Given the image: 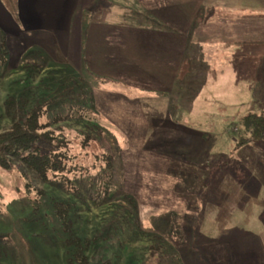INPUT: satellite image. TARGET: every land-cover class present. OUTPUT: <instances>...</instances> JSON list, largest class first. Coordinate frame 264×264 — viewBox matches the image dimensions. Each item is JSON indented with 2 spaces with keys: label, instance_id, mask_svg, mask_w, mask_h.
<instances>
[{
  "label": "rangeland",
  "instance_id": "rangeland-1",
  "mask_svg": "<svg viewBox=\"0 0 264 264\" xmlns=\"http://www.w3.org/2000/svg\"><path fill=\"white\" fill-rule=\"evenodd\" d=\"M30 1L20 0L15 23L0 0V132L13 115L23 117L40 105V123L66 137L71 160L64 181L42 179L19 159L0 168V264H68L76 254L67 245L71 240H79L88 264H264V237L258 235L264 228V140L233 150L234 124L259 113L252 100L260 96L247 93L252 85H230L229 98L236 100L239 89L243 106L204 103L193 111L218 116L207 125L214 148L210 179L184 198L191 220L173 218L166 206L153 213L156 207L136 202L124 187V136L93 108V87H101V79L78 73L76 0H41L46 12L31 10ZM114 13L117 22L141 21L127 7ZM245 68L251 77L241 78L264 86V62H246ZM103 81L107 89L117 88L114 80ZM9 99L15 107L8 114ZM227 146L231 151L216 162V151ZM61 205L69 231L58 219Z\"/></svg>",
  "mask_w": 264,
  "mask_h": 264
},
{
  "label": "crops",
  "instance_id": "crops-1",
  "mask_svg": "<svg viewBox=\"0 0 264 264\" xmlns=\"http://www.w3.org/2000/svg\"><path fill=\"white\" fill-rule=\"evenodd\" d=\"M29 4L47 11L41 0ZM118 6L130 16L140 13L141 21H115ZM18 9L15 23L20 0ZM74 13L78 73L101 79L93 108L124 136L119 159L126 191L156 207L153 213L166 206V214L190 221L184 198L210 179L214 148L207 125L218 116L193 111L204 103L243 106L239 89L236 100L229 98L234 82L252 85L247 93L260 96L252 104L264 113V86L241 78L251 77L246 62H264V0H76ZM104 79L117 88L107 89ZM230 151H216V162ZM258 235L264 237V228Z\"/></svg>",
  "mask_w": 264,
  "mask_h": 264
},
{
  "label": "trees",
  "instance_id": "trees-1",
  "mask_svg": "<svg viewBox=\"0 0 264 264\" xmlns=\"http://www.w3.org/2000/svg\"><path fill=\"white\" fill-rule=\"evenodd\" d=\"M1 1L12 19L18 22V0ZM2 38L0 34V62L4 63ZM187 66L188 63H182L180 72L182 78L186 74ZM14 107L13 99L6 101L8 114ZM42 112V107L38 105L23 117L16 118L14 115L11 117L12 122L9 127L0 132V168L8 170L11 168L12 161L19 159L27 169L37 173L42 179L47 180L52 175L64 181L66 179L62 175L68 170L71 160L68 141L63 134H55L47 129V125L40 123ZM234 126L236 129L234 150L250 142L264 140V113L242 116ZM57 215L63 222L65 230L69 231L66 209L62 205L57 208ZM67 245L76 247V254L73 259H68V264H88L79 240L67 241Z\"/></svg>",
  "mask_w": 264,
  "mask_h": 264
}]
</instances>
